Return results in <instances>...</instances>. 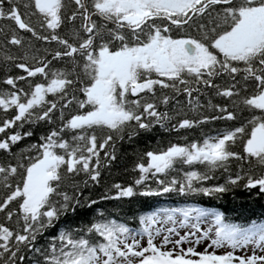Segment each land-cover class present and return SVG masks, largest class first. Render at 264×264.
I'll return each instance as SVG.
<instances>
[{
  "label": "snow or ice",
  "instance_id": "snow-or-ice-1",
  "mask_svg": "<svg viewBox=\"0 0 264 264\" xmlns=\"http://www.w3.org/2000/svg\"><path fill=\"white\" fill-rule=\"evenodd\" d=\"M237 188L264 196V0H0V264H264V220L100 206Z\"/></svg>",
  "mask_w": 264,
  "mask_h": 264
},
{
  "label": "trees",
  "instance_id": "trees-1",
  "mask_svg": "<svg viewBox=\"0 0 264 264\" xmlns=\"http://www.w3.org/2000/svg\"><path fill=\"white\" fill-rule=\"evenodd\" d=\"M214 102L223 103L219 98L213 97ZM206 103V99L202 100ZM223 122H214L206 125L204 131H209L212 128L223 127ZM190 135H199V130ZM172 139H176L175 136ZM125 150L131 151L128 145L124 146ZM103 159V158H102ZM133 158L126 156L122 160H118L111 168H102V175L100 184L91 189L95 196L102 193L106 187H110L113 183H121L127 185L134 179L135 173L131 170L133 165ZM219 176L220 173L218 172ZM184 203L198 204L201 207L216 208L225 214L226 223L239 224L247 227L252 220L258 223L264 220V196L257 195L255 192H249L243 188H237L226 192L219 198L199 197L194 199H186L180 197L172 198H141L125 199L123 201H106L101 203V207L114 213L116 218H123L127 220L130 227H138V222L133 220V215L143 214L153 210L155 207H176ZM207 204V205H206ZM228 213V214H227ZM90 213H82L84 219ZM229 217V218H228ZM81 216H77L75 220L79 222Z\"/></svg>",
  "mask_w": 264,
  "mask_h": 264
},
{
  "label": "bare ground",
  "instance_id": "bare-ground-1",
  "mask_svg": "<svg viewBox=\"0 0 264 264\" xmlns=\"http://www.w3.org/2000/svg\"><path fill=\"white\" fill-rule=\"evenodd\" d=\"M207 205V204H206ZM228 214V213H227ZM229 218V217H228Z\"/></svg>",
  "mask_w": 264,
  "mask_h": 264
}]
</instances>
